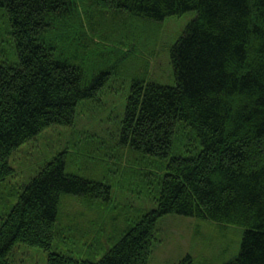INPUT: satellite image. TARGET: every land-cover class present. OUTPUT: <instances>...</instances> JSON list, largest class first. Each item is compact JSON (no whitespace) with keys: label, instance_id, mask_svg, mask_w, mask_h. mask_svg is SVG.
<instances>
[{"label":"trees","instance_id":"16d2710c","mask_svg":"<svg viewBox=\"0 0 264 264\" xmlns=\"http://www.w3.org/2000/svg\"><path fill=\"white\" fill-rule=\"evenodd\" d=\"M93 6L155 22L196 12L170 49L175 85L134 80L121 124L122 144L165 161L149 181L157 207L99 261L52 249L62 195L110 194L107 184L66 173L59 154L5 197L16 201L0 214V264H12L17 243L47 251V264H148L167 214L243 227L227 264H264V0H0V185L20 145L71 125L78 103L106 82L69 49L75 38L97 44ZM181 133L193 140L185 149Z\"/></svg>","mask_w":264,"mask_h":264},{"label":"rangeland","instance_id":"374dc122","mask_svg":"<svg viewBox=\"0 0 264 264\" xmlns=\"http://www.w3.org/2000/svg\"><path fill=\"white\" fill-rule=\"evenodd\" d=\"M92 9L93 22L100 25L97 44L75 38L69 49L88 75L105 72L108 78L93 98L78 103L71 125L50 126L10 155L13 174L0 185V214L6 204L16 201L5 199L8 194L62 154L66 173L107 184L110 194L108 200L62 195L58 237L52 249L76 259L99 261L135 222L157 207L149 181L161 173L165 161L122 144L121 124L134 80L175 85L170 49L196 12L155 22L130 16L122 19ZM179 136V146L193 141L186 133ZM243 232L239 226L164 215L156 223L148 264H179L187 258L190 264L230 263L239 254ZM47 258V251L17 243L8 260L12 264H47Z\"/></svg>","mask_w":264,"mask_h":264}]
</instances>
